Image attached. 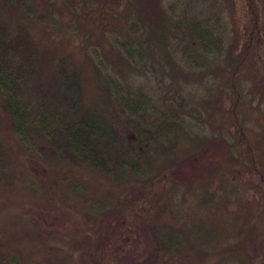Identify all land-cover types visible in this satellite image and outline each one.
Segmentation results:
<instances>
[{
  "label": "trees",
  "instance_id": "16d2710c",
  "mask_svg": "<svg viewBox=\"0 0 264 264\" xmlns=\"http://www.w3.org/2000/svg\"><path fill=\"white\" fill-rule=\"evenodd\" d=\"M56 209L84 222L66 247ZM112 220L145 254L109 251ZM258 262L264 0H0V264Z\"/></svg>",
  "mask_w": 264,
  "mask_h": 264
},
{
  "label": "rangeland",
  "instance_id": "374dc122",
  "mask_svg": "<svg viewBox=\"0 0 264 264\" xmlns=\"http://www.w3.org/2000/svg\"><path fill=\"white\" fill-rule=\"evenodd\" d=\"M140 78L147 87L153 86L157 88L158 78L153 77L151 83L144 76ZM169 81L170 78L167 77L166 82ZM193 82H195L194 86L197 89L198 93L202 95L206 89L205 83L200 81L199 78L198 81L193 80ZM258 123L259 125L261 124L260 122ZM213 154L216 155V158L219 157L218 153ZM37 162V159H31V163L35 164ZM83 177L84 180L93 178L96 181L100 179V176L98 174L91 173L84 174ZM195 185L202 189V192L204 194L210 195L214 193H220L222 183L220 177L216 175L213 180L211 177H209V179L207 178L205 180L198 181ZM188 195L191 196V192H189ZM15 211H17V209L15 208L9 210L10 213H15ZM40 213L45 214L43 215L45 220L43 222L47 224L46 226L49 228H54L57 231V236L54 237V242L59 245H63L65 247L68 246V243L81 237V235L85 231L83 220L79 215L72 212L71 210L56 209L51 212ZM33 214L34 212L26 209V211L21 216V223H19L18 226H24L28 228L32 227ZM106 231H108L110 239L109 243L111 242V245L109 247L110 252L116 251L118 255L128 257V253L133 256H139L145 254V252L148 250L149 239L147 235L135 232H132V234H128V231L123 228V226H117L113 220L108 223ZM258 263L264 264L263 262Z\"/></svg>",
  "mask_w": 264,
  "mask_h": 264
}]
</instances>
